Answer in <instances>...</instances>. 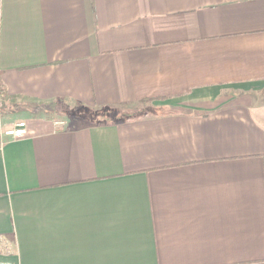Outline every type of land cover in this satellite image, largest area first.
<instances>
[{"label": "crops", "instance_id": "crops-1", "mask_svg": "<svg viewBox=\"0 0 264 264\" xmlns=\"http://www.w3.org/2000/svg\"><path fill=\"white\" fill-rule=\"evenodd\" d=\"M0 88V264H264V0H0Z\"/></svg>", "mask_w": 264, "mask_h": 264}, {"label": "rangeland", "instance_id": "rangeland-1", "mask_svg": "<svg viewBox=\"0 0 264 264\" xmlns=\"http://www.w3.org/2000/svg\"><path fill=\"white\" fill-rule=\"evenodd\" d=\"M3 102H4V98H0V134H3V136H6V132L8 130L13 129L16 126V124L12 123L13 121H11V118H8V117L11 114L17 116L20 110L15 109L14 106L11 107V109H8L3 105L4 104ZM62 117L64 116L57 117L56 119H60Z\"/></svg>", "mask_w": 264, "mask_h": 264}, {"label": "trees", "instance_id": "trees-1", "mask_svg": "<svg viewBox=\"0 0 264 264\" xmlns=\"http://www.w3.org/2000/svg\"><path fill=\"white\" fill-rule=\"evenodd\" d=\"M0 92H3V89L0 88ZM15 109L18 110H29L31 113H43V106L42 104L35 103V102H24V103H19L14 105ZM51 113L53 114L52 110ZM96 122L100 121L98 120L99 118L95 117L94 118ZM95 122V123H96Z\"/></svg>", "mask_w": 264, "mask_h": 264}, {"label": "built area", "instance_id": "built-area-1", "mask_svg": "<svg viewBox=\"0 0 264 264\" xmlns=\"http://www.w3.org/2000/svg\"><path fill=\"white\" fill-rule=\"evenodd\" d=\"M27 134V129H26V123L24 122H19L16 124V126L8 130L6 132V136H12V137H18V136H23ZM1 155V152H0Z\"/></svg>", "mask_w": 264, "mask_h": 264}]
</instances>
